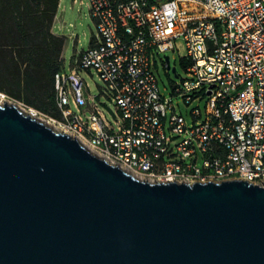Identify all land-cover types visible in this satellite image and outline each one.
Masks as SVG:
<instances>
[{
	"label": "built area",
	"instance_id": "built-area-1",
	"mask_svg": "<svg viewBox=\"0 0 264 264\" xmlns=\"http://www.w3.org/2000/svg\"><path fill=\"white\" fill-rule=\"evenodd\" d=\"M89 5L98 32L69 72L55 74L62 118L33 108L34 116L43 114L93 153L152 182L247 177L264 184V0ZM180 37L185 75L173 66L176 80L166 95L155 70L160 60L170 73L166 55L179 51ZM92 68L120 113L115 125L81 75ZM176 97L191 108V120Z\"/></svg>",
	"mask_w": 264,
	"mask_h": 264
},
{
	"label": "water",
	"instance_id": "water-1",
	"mask_svg": "<svg viewBox=\"0 0 264 264\" xmlns=\"http://www.w3.org/2000/svg\"><path fill=\"white\" fill-rule=\"evenodd\" d=\"M0 264H264V184L142 179L7 99Z\"/></svg>",
	"mask_w": 264,
	"mask_h": 264
},
{
	"label": "trees",
	"instance_id": "trees-1",
	"mask_svg": "<svg viewBox=\"0 0 264 264\" xmlns=\"http://www.w3.org/2000/svg\"><path fill=\"white\" fill-rule=\"evenodd\" d=\"M60 2L0 0V92L55 118H62L55 74L65 70L67 43L54 31Z\"/></svg>",
	"mask_w": 264,
	"mask_h": 264
},
{
	"label": "rangeland",
	"instance_id": "rangeland-1",
	"mask_svg": "<svg viewBox=\"0 0 264 264\" xmlns=\"http://www.w3.org/2000/svg\"><path fill=\"white\" fill-rule=\"evenodd\" d=\"M90 0H61L59 7V14L56 23L57 31L62 32L67 37L66 49H65V71L69 72L72 68L73 60L75 56L83 49H87L94 36L97 34L96 19L92 16L91 8L89 5ZM153 3L161 2L164 0H152ZM179 51H169L168 55L171 56L172 69L168 74L161 61L159 60V68L155 70L159 79V85L163 93L170 95L172 92L171 79L176 80V73L173 70V66H177V72L182 76L185 75L184 64L181 60V56L186 53V47L184 39L180 37L178 39ZM82 77L87 81L89 86V93L92 96H96V101L100 111H102L107 119L115 125L116 119L119 117V112L116 109L115 102L112 97L106 92V83L100 78L96 69L81 71ZM4 98L0 95V103H3ZM11 100V99H9ZM25 112H33V107H28L22 102L15 101ZM175 101L180 104L183 114L188 120H191L190 110L185 102L181 98H175ZM33 114V113H32ZM37 118L41 120L50 119L43 114H38ZM51 126L56 130H59V126L51 121Z\"/></svg>",
	"mask_w": 264,
	"mask_h": 264
},
{
	"label": "crops",
	"instance_id": "crops-1",
	"mask_svg": "<svg viewBox=\"0 0 264 264\" xmlns=\"http://www.w3.org/2000/svg\"><path fill=\"white\" fill-rule=\"evenodd\" d=\"M58 14H59V12H58ZM58 14H57V17H56V20H55L54 31H55L56 33H59V34H63L62 32L57 31V28H56V23H57V19H58ZM65 49H66V47H65ZM64 58H65V51H64Z\"/></svg>",
	"mask_w": 264,
	"mask_h": 264
},
{
	"label": "bare ground",
	"instance_id": "bare-ground-1",
	"mask_svg": "<svg viewBox=\"0 0 264 264\" xmlns=\"http://www.w3.org/2000/svg\"><path fill=\"white\" fill-rule=\"evenodd\" d=\"M33 115H35V114H33Z\"/></svg>",
	"mask_w": 264,
	"mask_h": 264
}]
</instances>
